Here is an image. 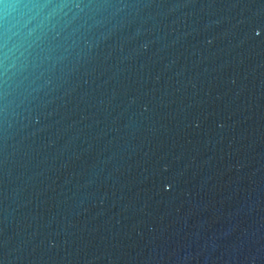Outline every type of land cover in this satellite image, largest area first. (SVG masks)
<instances>
[{
    "label": "water",
    "instance_id": "water-1",
    "mask_svg": "<svg viewBox=\"0 0 264 264\" xmlns=\"http://www.w3.org/2000/svg\"><path fill=\"white\" fill-rule=\"evenodd\" d=\"M0 264H264V0L0 3Z\"/></svg>",
    "mask_w": 264,
    "mask_h": 264
},
{
    "label": "snow or ice",
    "instance_id": "snow-or-ice-1",
    "mask_svg": "<svg viewBox=\"0 0 264 264\" xmlns=\"http://www.w3.org/2000/svg\"><path fill=\"white\" fill-rule=\"evenodd\" d=\"M4 2V0H0V3H3Z\"/></svg>",
    "mask_w": 264,
    "mask_h": 264
}]
</instances>
